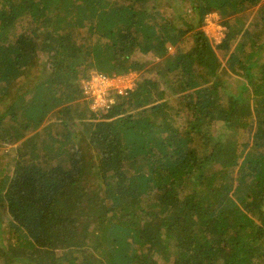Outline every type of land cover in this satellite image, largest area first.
Instances as JSON below:
<instances>
[{"label":"trees","instance_id":"1","mask_svg":"<svg viewBox=\"0 0 264 264\" xmlns=\"http://www.w3.org/2000/svg\"><path fill=\"white\" fill-rule=\"evenodd\" d=\"M6 144L0 264H264V0H0Z\"/></svg>","mask_w":264,"mask_h":264},{"label":"built area","instance_id":"2","mask_svg":"<svg viewBox=\"0 0 264 264\" xmlns=\"http://www.w3.org/2000/svg\"><path fill=\"white\" fill-rule=\"evenodd\" d=\"M211 19L218 21L219 32L211 34L215 42L220 43L225 36L226 27L221 24L222 20L218 13H208L204 23L209 25ZM168 51L172 53L173 48L169 47ZM134 83V72L127 74H107L93 70L80 80V88L84 98L90 101L91 110L97 116H100L102 113L108 112L116 102L118 96L127 95L133 89Z\"/></svg>","mask_w":264,"mask_h":264},{"label":"rangeland","instance_id":"3","mask_svg":"<svg viewBox=\"0 0 264 264\" xmlns=\"http://www.w3.org/2000/svg\"><path fill=\"white\" fill-rule=\"evenodd\" d=\"M259 12H260L259 5L253 6L252 9L246 11L245 14L247 15V18L248 17L249 18L247 20L245 19L244 21H246L247 24H253V19H255V17H258ZM233 22H234V20H233ZM218 26H219V24H218V21L216 19H211V23L209 25L204 23V26H203V28L205 29L206 33L209 35V37L212 39V41H213V43L215 45H217L219 43L215 42V40L212 38V34L211 33H218L219 32ZM192 44H193L192 35H191V33H189V34L186 35V39L183 42L182 46L185 48V47L192 46ZM220 53H221V57H222L223 54H222V52H220ZM141 78H142V76L140 75V73H135L134 72L135 81H136V79L140 80ZM11 148L12 147L10 145H8V144L0 147V151H1L0 157L1 156L3 157L2 159H0V178L4 175V173H5L4 170H5V167H6V165L3 162V160L5 158L3 155H4L5 151L10 150ZM3 235H4V233L0 232V241L2 240V238H5V237H3ZM5 235H7V234H5Z\"/></svg>","mask_w":264,"mask_h":264}]
</instances>
